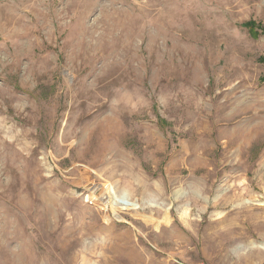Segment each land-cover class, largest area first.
Listing matches in <instances>:
<instances>
[{"label":"rangeland","instance_id":"374dc122","mask_svg":"<svg viewBox=\"0 0 264 264\" xmlns=\"http://www.w3.org/2000/svg\"><path fill=\"white\" fill-rule=\"evenodd\" d=\"M263 58L264 0H0V264H264Z\"/></svg>","mask_w":264,"mask_h":264},{"label":"bare ground","instance_id":"6f19581e","mask_svg":"<svg viewBox=\"0 0 264 264\" xmlns=\"http://www.w3.org/2000/svg\"><path fill=\"white\" fill-rule=\"evenodd\" d=\"M111 134V133H110ZM102 137V136H101ZM104 140V139H103ZM105 190H98L96 191V193H99V195H95L94 197H96L97 199L103 201V202H108L107 199H108V193L107 192H104ZM95 193V194H96ZM158 227V225H157Z\"/></svg>","mask_w":264,"mask_h":264},{"label":"trees","instance_id":"16d2710c","mask_svg":"<svg viewBox=\"0 0 264 264\" xmlns=\"http://www.w3.org/2000/svg\"><path fill=\"white\" fill-rule=\"evenodd\" d=\"M246 27H248L250 29V31H253L255 24L254 23H247ZM262 61H264V58L262 59Z\"/></svg>","mask_w":264,"mask_h":264}]
</instances>
